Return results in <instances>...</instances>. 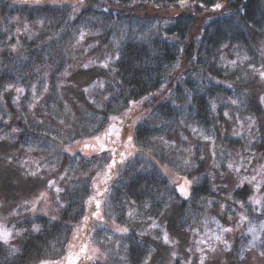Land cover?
I'll return each instance as SVG.
<instances>
[{
	"label": "rangeland",
	"instance_id": "374dc122",
	"mask_svg": "<svg viewBox=\"0 0 264 264\" xmlns=\"http://www.w3.org/2000/svg\"><path fill=\"white\" fill-rule=\"evenodd\" d=\"M188 3L184 1L183 5ZM107 4V0H3L0 3L1 46L7 45L12 34L17 36L15 41L19 44L25 43L24 34H48L49 29L61 25L59 10L75 19L64 43L57 39L55 44L59 47L48 49L52 60L44 68L46 71L43 67L41 72L27 68L26 74H21L27 77L32 90L44 79H50V70L62 66V72L54 78L62 88L64 101L58 104L56 100H59L44 90L19 102L24 90L20 84L4 89L11 98H16L12 107L0 96V176L7 177L8 185L3 191L1 179L0 264L11 262L22 251L36 227L35 217L57 218L67 205L62 195L69 190L66 188L76 186L77 190V184L84 182L90 186L86 210L83 218L74 223L64 249L52 243L51 248L58 246V249L49 250L46 257L31 264H134L127 255L132 242L129 231L133 229L152 240L141 264H264V44L259 43L252 50L253 60L249 54L239 52L225 60L227 71H231L235 83L251 97L250 101L239 98L235 91L217 92L213 101L215 117L209 127L190 124L195 132L191 137L184 131L186 128L182 130L178 126V132L165 137L169 138L167 141L157 136L152 145L146 146L136 139L135 130L148 120L154 107L146 105L151 98L143 96L131 102L125 110L111 114L103 129L95 130L99 120L94 122L91 116L98 118L96 112L105 107L110 96L99 83L96 87L92 83L112 64L108 61L117 55L113 47L119 48L127 38L146 39L151 35L163 38L157 32L167 28V24H157L154 30L151 22L156 15L166 19L173 10L181 8H175L178 4L166 9L161 6L160 13L151 18L133 8L131 16L121 15L112 21L105 20L101 13L103 8L109 9ZM21 7H28V12H19ZM91 8H96L97 16L88 13ZM49 9L54 11V22H49L53 17ZM30 10L37 15L33 19L28 14L32 13ZM106 32L107 37L110 35L108 40ZM45 40L52 44L55 37L48 35ZM222 49L228 51L229 47ZM59 52H64V57L57 60ZM2 64L1 61L0 67ZM43 72L47 73L43 75ZM83 91L87 98L81 101L77 96ZM253 104L256 110L251 109ZM21 110L31 117L28 127L23 129L43 126L47 136L21 134L20 144L15 142L19 137L17 120L16 126L9 122ZM79 111L89 117L87 125L92 133L74 138L71 120ZM175 123L178 121L171 124ZM2 140L15 144L1 148ZM163 141L168 152L165 159L154 154L156 146L161 148L159 143ZM176 159L171 165L169 161ZM151 170L153 173L157 170L155 176L159 177L151 192L157 194L163 188L166 194L176 191L174 196L187 195L194 185L203 184L204 171L209 173V184L216 192L214 200L203 202L200 215L190 217L191 225L182 228V221L174 225L182 229L175 233L182 237L179 241L169 229L173 209L170 203L166 214L155 220L154 210L128 195L131 179L138 172L149 175ZM186 172L195 174L188 176ZM240 187L247 188L246 196L239 191L235 193ZM117 189L120 195H116ZM163 196L166 201L175 199L168 195L166 198L161 192L160 198ZM5 232L9 233L7 242L3 240Z\"/></svg>",
	"mask_w": 264,
	"mask_h": 264
},
{
	"label": "trees",
	"instance_id": "16d2710c",
	"mask_svg": "<svg viewBox=\"0 0 264 264\" xmlns=\"http://www.w3.org/2000/svg\"><path fill=\"white\" fill-rule=\"evenodd\" d=\"M184 1L189 3L184 6L182 0H107L109 9L102 7L101 13L104 15L105 20L112 19V21L121 15L131 16L130 11L133 8L143 11L149 17L159 14L161 6L166 9L173 8L174 4H178L179 6L175 8L181 9L173 10L170 17L166 19L159 18L156 15V19L151 22L154 24V27H152L154 30H157V24H167V28L158 29L160 31L157 32V34L162 33L163 38L152 35L146 39L127 38L119 45V48L115 49L112 45L113 51L117 55L114 58L111 57L108 62L111 61L112 64H108L106 70L97 75L92 83L94 87L99 83L103 89H107L110 96L105 107L96 112V117L99 119L91 116L94 122L99 120V127L97 126L95 130L103 129L111 114L125 110L131 102L137 101L143 96L149 97L151 99L146 105L154 106L151 108L152 112L147 118L148 120L144 124L138 125L135 130L136 139L143 141L148 146L157 136L167 141L169 138L165 137L171 135L172 132H178V126H181L182 130L186 128L184 131L189 136L195 133L192 127L189 126L190 124L197 123L209 127L215 117L213 101L217 92L228 94L235 91L240 94L239 98L251 100V97L235 83V77L232 78L231 71H227L225 60H229L237 52L249 54L251 56L249 57L253 60L252 56L254 55H251V53L256 50L259 43L264 44V0ZM2 2L3 0L0 3ZM216 4L223 5L220 8H215ZM24 5L22 4V6ZM193 8L195 10L191 11ZM26 9L29 8L21 7L19 12H28ZM95 9H89L88 13L97 16L98 12ZM30 11L32 12V10ZM49 11H51L48 12L49 15H53L52 19L49 18V22H54V11L51 9ZM58 12H60L61 25L55 29H49L48 34H24L25 36L22 39L26 38V40L25 43L21 44L15 41L17 36L12 34L6 46L5 44L0 45V65L1 61L4 63L0 67V96L3 97L8 107L13 106V101L16 98H11L10 94H7L4 89L6 86L14 84H20L21 88H24L19 102L31 99L44 90L49 95L57 98L59 100V102L56 100L58 104L64 101L63 95H61L62 88L54 78L55 74L62 72V66L55 70H47V72H50V79H44L32 90L31 84L26 81L27 77L21 76L22 73L26 74L27 68H31L28 70L32 71L36 68L41 72L42 67L43 69L47 67L48 61L52 60L48 49H52L54 46L58 48L59 46L55 44L56 40L62 39L60 42L64 43L63 40L72 30L74 23L72 19L74 17L72 19L68 18L63 10ZM28 14L32 15V19L37 16L33 12ZM109 30L107 29V31ZM28 35H30L29 38L26 37ZM48 35H50V38L55 37L52 44L49 43L50 40H45ZM107 35L108 32H106V39L108 40L110 35L108 37ZM164 36L169 38H164ZM226 45H228L229 50L223 51L222 47ZM56 57L57 60L62 59L64 52L57 53ZM47 72L42 74L45 75ZM236 81L239 82V80ZM102 82L103 86L101 85ZM85 93L83 91L77 96L79 100L82 101L87 98ZM73 99L75 100V98ZM251 109L256 110L254 104L251 105ZM150 116H152V119ZM15 119L18 126L16 128L19 130L17 136L19 134V137L14 141L19 142V144L21 134L23 136L29 134L38 137L47 136L48 134L46 127L43 128V126L33 125L31 128L23 129L28 127L27 122L31 120L27 111L21 110L19 113H14L9 123L16 126ZM183 119L187 121V124L189 123L188 126H186ZM89 120V117L84 116L81 111L74 115L73 121L71 120V126L74 127V138L86 136L89 132L92 133L89 130L91 128L87 125ZM173 121H178V124H171ZM183 124L185 126L182 127ZM165 141H163L164 143L160 142L161 148L156 146L157 148L154 151L155 155L157 154L159 158L163 159L168 155ZM14 144V142L7 144L2 140L3 146L1 145V148L12 147ZM177 149L175 147L176 154ZM202 160L200 157V161ZM89 161V163H92L91 160ZM176 161L177 159L169 162L174 165ZM165 162H167V159L163 161V163ZM157 172L155 170L153 173V170H151L148 173L149 175L138 172L136 177L131 179V185L127 187V192L132 199H140L144 207L154 210L153 217L155 220L162 218L164 213L166 214L167 206L170 203L173 209L169 229L175 239L179 241L182 237L176 236L175 233L180 232L179 230L182 229H178L174 225L181 221L183 222H181L183 224L182 228L191 225L190 217L193 214L199 216L204 208L203 202L209 199L214 200L213 197L216 192L213 190V186L209 184V173L204 171V174L201 173L204 179L203 184L194 185L191 192L189 191L185 196L181 194L174 196L176 191L166 194L163 188H159L156 194L151 192L150 188L153 184L155 186L159 178L155 176ZM186 173L188 176L195 174V172ZM1 179L4 182L1 184L2 190L5 191L8 186L7 181L5 182L7 177L0 176V182ZM77 185V190L76 186L74 188L67 187L66 189L69 190L62 194L65 200L67 199V205L60 210L59 216L55 219L46 215L35 217L33 222L36 227L22 246V251L11 262L9 260L1 264H31L35 260L46 257L50 251L55 248L58 249V246L60 250L64 249L73 231L74 223L81 217L83 218L82 213L86 210L87 197L89 196L90 186L88 183L84 182ZM164 185L165 183H163ZM117 191L116 195H120V189H117ZM237 191L246 196L248 190L240 187L235 193ZM161 192L166 195V198L168 195L173 196L172 198L175 199L166 201L165 196L161 199ZM130 231L129 239L132 242L128 246L127 255L130 259L132 258L134 264H141L142 255H147L152 240L146 239L142 234H136L134 229L132 230L133 233ZM52 243H58V246L51 248ZM154 245L157 248L158 241Z\"/></svg>",
	"mask_w": 264,
	"mask_h": 264
},
{
	"label": "snow or ice",
	"instance_id": "6c2138e0",
	"mask_svg": "<svg viewBox=\"0 0 264 264\" xmlns=\"http://www.w3.org/2000/svg\"><path fill=\"white\" fill-rule=\"evenodd\" d=\"M182 3H183V0H182ZM214 7L215 8H220L222 6L220 4H216ZM86 147H87V145H86ZM229 167H231V165H229ZM257 203H259V201H257ZM124 231H126V229H124ZM225 231H231V229H225ZM249 231H254V229H249ZM8 235H9V233H7V232H5L4 235H3V240L5 242H7ZM262 255H264V253H262Z\"/></svg>",
	"mask_w": 264,
	"mask_h": 264
}]
</instances>
